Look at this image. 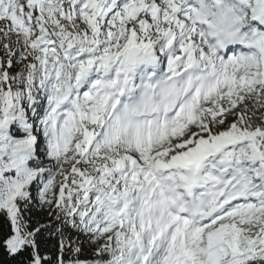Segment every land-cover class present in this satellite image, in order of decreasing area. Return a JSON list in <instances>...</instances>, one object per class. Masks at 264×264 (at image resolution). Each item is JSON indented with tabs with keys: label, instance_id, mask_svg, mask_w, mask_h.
Instances as JSON below:
<instances>
[{
	"label": "snow or ice",
	"instance_id": "1",
	"mask_svg": "<svg viewBox=\"0 0 264 264\" xmlns=\"http://www.w3.org/2000/svg\"><path fill=\"white\" fill-rule=\"evenodd\" d=\"M0 264H264V0H0Z\"/></svg>",
	"mask_w": 264,
	"mask_h": 264
}]
</instances>
